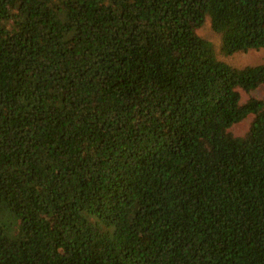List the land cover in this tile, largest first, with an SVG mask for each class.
<instances>
[{"label": "trees", "instance_id": "16d2710c", "mask_svg": "<svg viewBox=\"0 0 264 264\" xmlns=\"http://www.w3.org/2000/svg\"><path fill=\"white\" fill-rule=\"evenodd\" d=\"M206 20L264 51V0H0V264H264V64Z\"/></svg>", "mask_w": 264, "mask_h": 264}, {"label": "rangeland", "instance_id": "374dc122", "mask_svg": "<svg viewBox=\"0 0 264 264\" xmlns=\"http://www.w3.org/2000/svg\"><path fill=\"white\" fill-rule=\"evenodd\" d=\"M197 34L204 38L205 40L212 43L217 57L226 62L227 64L235 67V68H243L246 66H256L264 64V51L258 50V51H248L244 53H237L230 56H225L221 53V39L220 36L216 33H214L209 25L208 20L204 22V24L197 30ZM250 96L257 97L259 99H264V90L262 88H259L254 93L250 94ZM249 95L245 93H241V101L244 102ZM251 116L246 118L245 120L235 124L231 129V133L234 136H241L243 135L251 122Z\"/></svg>", "mask_w": 264, "mask_h": 264}]
</instances>
